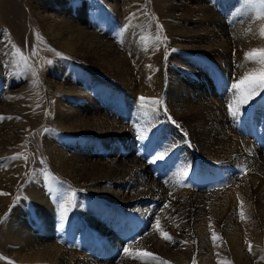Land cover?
Instances as JSON below:
<instances>
[{
	"label": "bare ground",
	"instance_id": "bare-ground-1",
	"mask_svg": "<svg viewBox=\"0 0 264 264\" xmlns=\"http://www.w3.org/2000/svg\"><path fill=\"white\" fill-rule=\"evenodd\" d=\"M31 1L33 0H28V2ZM37 1L40 2V0ZM237 5L235 9L232 6L230 9V11H234L230 19L233 29H236L233 31V35H237L235 41L225 36V28L221 24L217 25V23H220L219 17L213 11L204 16L194 15L195 17L191 19H187L185 14L182 13L181 16L184 17L185 23L188 22L187 25L184 23L185 25L168 31L173 45H176L177 37H187L189 40H186L185 43L182 44L179 43L180 45L178 46L183 47L185 50L207 55L220 65L221 63H225V60L230 61L232 52L236 56V60L239 61L242 59L244 62L243 66L241 65L242 67L240 66V68H236L233 72L229 71L227 73V78L233 80L232 85L239 83L246 75H258L264 71V57L260 54H256L254 58H247V54L253 50L264 49V38L262 40H257L256 43L249 41L241 42L243 34L241 30H239L247 25H251L255 28L259 27L260 30L264 31V12H257L256 14H248L249 16H246L245 11L238 8V3ZM63 11V13L66 14V10ZM35 16L40 21L49 20L54 23V25H50L45 31L51 34V36L47 37L44 33L43 34L49 40L57 41L56 44L70 41L74 33L79 34L81 37H83V35H90L91 38H94L95 42H100L99 45L95 46L96 49L85 42H82L81 46L77 48L71 45V43H63L64 47L67 48L63 51L64 53L69 51L67 53L68 55L84 60V62L88 60L90 62L89 64H93L94 67L99 69L103 76H95L89 83L91 88L93 87L92 89L97 91L99 96H109L108 93L113 94L112 89H115V92L118 93L121 92V89L126 90L130 94L135 91L137 92V97L134 93L133 97L136 98L129 99L128 101L129 106H135V108H131V111L128 110L129 113L126 114L128 119L135 121L133 118L136 112H141V114L148 113V116L151 114L150 111H152L153 114L157 113V111L159 112L158 105L156 108L152 105L150 100H146L145 106L141 107L139 97L143 96L148 98L149 96H153L155 98L163 94V107H165L175 119H183L187 124L192 122V118L187 115V113L194 112L196 114L192 122L193 126L190 127L189 125L191 130L190 137L192 138L190 141L193 142L192 144L195 146L196 151H198L203 158L212 163H221V165L225 167H236L240 172H242V169L247 170L246 168H248V170L247 172L245 171V175L240 177L235 175L234 177L227 173L228 175L226 177L232 176L229 180L233 182L232 186L228 189L210 193H195L185 190L178 191V193L186 194L185 199L188 203L187 211L182 213L179 212L170 218L167 215H162V210V214L160 218L156 220V223H154V227L149 236L142 235L141 231L143 229L138 232L137 236L142 235L140 237L142 239H139L140 241L133 247L129 245L131 249H135L136 251L131 250L127 258L125 255L121 256L118 261L102 263L96 261L97 258L94 260L90 255H82V252L79 253L77 249L72 248L73 244H81L82 234L77 235V238L68 236L66 234L67 232H63L58 236V231H54L53 229L54 224L56 225L55 229H60L58 226L59 220L56 219L59 218L60 215H63L66 219L68 215L70 217L69 213H71V208L69 204L74 197L71 195L66 205L63 203L60 204V206H56L49 196L44 193L43 189L39 186V180L36 179L40 178V175L46 176V173L44 174L41 172L46 168H44L46 161L50 166L48 170H52L55 174L61 176L66 184H70L71 193L73 191L72 189H74L78 194H85L81 191V188L85 186L82 189L94 193L95 198H97V203L103 202L105 205L120 207V202H140L141 206L137 207V217H139L140 220H145V216L155 214L158 211V206H155L153 202L160 203L161 201V203H163L162 201H166L168 199L167 197H169V191L167 189L179 188L178 185L180 183L171 181L166 188L162 186L155 187L156 180L147 175L145 165L128 152L130 149L123 150L122 153L124 155H122L119 147H111V143L113 141L117 142V140L108 139L111 141L110 149L99 151L96 149V146L104 149L109 144L108 140H83L84 137L76 135L83 133L84 128L88 129V124L94 125L98 121L101 122L100 128H123L121 126L122 124L114 120L112 116L106 114L96 104L94 105L96 100L89 95H83L88 99L86 101H88L89 105H91L89 109H74L72 108L74 102L64 103L65 101L63 102L61 96L68 94L73 97H82V92L76 90L72 84L62 82L58 89L67 91L63 92L56 90L58 93L54 101V104L57 105L55 110L58 109L55 112L56 127L62 132L75 133L73 136L75 139L64 140L65 142L63 145L59 144V142H55L57 140H47L45 136L44 140H30V143L29 140H0V159L3 157L2 165L6 169L0 172V211H5L6 207L12 208L11 212H7L5 221L0 225V256H5V258L9 256L13 259L12 263L15 264H192V262L193 264H213L214 259L210 254L211 251H209V248L205 246V250L202 249L201 251L198 249L199 251L196 252L191 245L189 246L188 244V246H186V241L180 238L179 234L181 231L183 234L185 233L187 235H184L186 239V237L190 238L191 234L195 232V234L192 235L193 239L195 238L200 241V239L205 238L204 240L207 241L209 238L208 232H219V235H223L225 240L231 242L232 246L230 253L237 257L239 260L238 264H249V262H247V254L244 251V243L252 240L250 244L254 243L253 245L257 244L258 246L259 243H257L256 240L260 239L261 235L264 236V156L258 155V150L251 140L234 134L229 127L223 123L222 118H224V112L221 107L222 103L219 102L220 99L214 98L208 100V97L207 99L199 92V87L196 89V82H190V84L187 82L192 75L189 73H183L185 78L179 77L178 79L177 76L172 75L173 73L165 74V76H167V85L166 88H164L165 82L162 76L161 64L162 55L159 53H157L153 57V61L148 62V64L147 61L140 62L135 58L128 60L123 53L119 52L117 49L115 51L111 42L106 38L88 31L86 26L82 25L79 21L73 22L71 19L67 18V16L62 15V11L61 13L55 14L49 11L42 12V14H36ZM197 16H202V18H198ZM248 19H250V21ZM31 27L34 28V23L31 24L30 20L27 19L26 11L21 6V0H0V29H7L10 33V37L14 40L13 43L16 44L21 51L26 52L28 56L34 59L36 58L41 62V58L40 60L38 58L43 55L41 53H44V50L38 49V47L42 45L41 37H37L36 32L34 34L30 33ZM44 38L45 37H43V39ZM143 43L142 46L144 47L145 42ZM129 44L130 43H128V46ZM85 45L89 46L90 50H92L91 53L89 49H85ZM156 47L159 49L158 45H156ZM69 48H73V50ZM98 48H103V51ZM47 50L49 49L47 48ZM195 62L196 61L193 60L190 64L192 68H186V65L185 68L189 72L190 70L196 69L195 66L193 67ZM180 68L183 69V72H187L184 66ZM233 68L232 66L231 69ZM147 70H151L149 71L151 74L145 77L147 74H145L144 71ZM43 75L40 77L42 81L44 78ZM193 75L195 76L194 80H201L202 76L199 77L200 74ZM39 83L42 82H37V87ZM44 84L42 88L41 85L39 88L45 93V96H47L51 86L48 82ZM207 88H209V86ZM259 89L260 88H257L255 93L250 94V85L248 83L242 84L238 90L232 87V92H230V94H236V102L234 108L231 107L232 110L234 109L235 112L241 113L244 107H246L248 98L258 93ZM34 96L38 99L36 105L42 103L44 100L43 95L35 93ZM230 99L231 98L228 100ZM100 100H102V98ZM232 100H230V102ZM10 102L11 100L8 102L6 101L5 107L0 110V113L11 114L13 112L15 114L16 106L14 104L10 105ZM260 105H262V102ZM45 108L46 107H43L41 112H43ZM156 116L157 114L153 117ZM150 119L152 120L151 122H153V118ZM38 120L39 119L36 117L35 124H37ZM93 127H97V125ZM202 129H207V131L202 132ZM4 130L5 127L1 126L0 135ZM211 132L212 135L210 134ZM169 134L173 139L178 138L173 128ZM213 137L221 138V140H213ZM210 138L212 139L210 140ZM182 141L183 140H167L166 143L170 146L173 144L179 146L183 144ZM14 153L21 155H16L14 157L8 156L11 154L14 155ZM98 156H100V158ZM181 158V163L182 161H191L192 155L184 153ZM118 161H123L124 165L115 164ZM31 168L33 171L35 170V174L31 176L33 178H27V173ZM26 179L27 182L23 184ZM102 182H107L109 185L100 188ZM16 186L19 187L17 191L14 190ZM20 193L28 196L34 204L35 213L37 215L34 216V218L32 217L33 214L30 213L31 210L24 205L23 199L17 200V195L19 196ZM12 200L13 202H11ZM14 202L15 204L12 205ZM94 205L98 204H93L91 209L100 208ZM190 208L193 209V212H189ZM236 210H241L240 215ZM87 211L91 210L87 208ZM118 213H120V208H118ZM31 214L32 216H30ZM91 215L96 216L93 213ZM117 215L118 214H116V217ZM30 217L33 218V229L27 224V220L29 221ZM88 221L92 222L94 219L89 218ZM96 222L98 226L95 225V231H98L104 237L109 236L110 230L107 228L104 229V225L108 223L104 222L105 224L103 225L98 218ZM110 223L114 224V221ZM164 231L172 233L175 238H177V243L175 244L177 249L171 248L173 244H167L163 241ZM67 238L70 242L69 246L63 245ZM109 238L111 240L108 239L106 245L112 244L113 247L116 248L119 243L116 239V234L110 231ZM248 244L246 243V246ZM260 246L262 245H259V247ZM181 247H184V250H182ZM200 248H202V246ZM256 250H258V248ZM150 252L159 255L163 261L159 262L157 257L150 258V255H145V253ZM195 252L197 256L193 259L192 253L194 254ZM123 257L125 259H123ZM219 258L224 257L220 256ZM165 260L168 262H164ZM12 263L7 261L5 264Z\"/></svg>",
	"mask_w": 264,
	"mask_h": 264
},
{
	"label": "rangeland",
	"instance_id": "rangeland-1",
	"mask_svg": "<svg viewBox=\"0 0 264 264\" xmlns=\"http://www.w3.org/2000/svg\"><path fill=\"white\" fill-rule=\"evenodd\" d=\"M237 3L239 4L238 8L244 10L246 16L256 14L257 12H264V0H40V2L37 0L31 2H28V0H21V6L26 11L27 19L30 20L31 24L34 23V28H30V33L34 34L36 32L37 37H41L42 45L41 47H38V49L40 48L44 50V53H41L44 56L41 55L38 57L39 60L41 58V62L36 58L34 59L33 57L28 56L26 52L21 51V49L13 43L14 40L10 37V33L7 29H0V110L4 109L6 101L8 102L11 100L9 104H14L16 106L15 114L13 112L11 114L0 113V127H5L4 132L0 135V140H29L30 143V140H44V138L47 137V140H57L55 142H59V144L63 145L65 142L64 140L75 139V137H73L75 133L62 132L56 127L55 112L58 110H55L57 105L54 104L55 98H57L58 94L56 90L66 92L67 90L58 89L62 82H66L72 84L76 90L82 92V97H73L72 95L70 96L66 94L61 96L63 102L65 101L64 103L74 102V106L72 105V108L74 109H89L91 108V105L86 101L88 99L84 97L89 95L96 100L94 105L96 104L106 114L112 116L114 120L122 124L121 126L123 128H100L101 122L98 121L94 125L88 124V129L84 128L83 133L76 135L84 137L83 140H117V142L113 141L111 143V147H119L120 153H122L123 150L130 149L128 152L145 165L147 175L156 180L155 187L162 186L163 188H166L171 181H177L176 183H180L178 185L179 188H175L176 190L167 189L169 191V197H167L168 199L166 201H162L163 203H161V201L160 203L153 202L155 206H158V211L155 214L145 216V223L144 219L140 220L139 217H137V207L141 206L140 202H120V207L105 205L103 202L97 203V198H95L94 193L82 189L85 186L81 188V191L85 194H78L74 189H72L73 191L71 193L70 184H66L61 176L55 174L52 170H48L50 169V166L46 161V165L44 166V168H46L41 171L44 174L46 173V176L39 174L40 178L36 179L39 180V186L43 189L44 193L49 196L53 204L56 206H60V204L63 203L66 205L71 198V195L75 198H73L72 201L70 200L71 205L69 204V206L71 208V213H69L70 217L68 215L69 219L67 218L64 220V226L62 228L55 229L56 225L54 224L53 229L54 231H58V236L63 232H67L66 234L68 236H74V238H77V235L82 234L81 244L72 245V248L77 249L79 253L82 252V255H90L94 260L97 258L96 261L102 263L118 261L121 256L125 255L127 258L131 250L136 251L130 247H133L138 243L142 239L140 238L142 235H150L154 223H156V220L160 218L162 214V210V215H167L170 218L179 212L182 213L187 211L188 203L185 199L186 194L178 193V191L185 190L195 193H210L228 189L233 183L229 179L234 175L237 177L245 175L248 168H246L247 170L242 169V172H240L236 167H225L221 165V163H212L203 158L199 152L196 151L195 146L192 144L193 142L190 141L192 138L190 137L191 130L189 125L190 127L193 126L192 122L196 114L194 112L187 113V115L192 118V122L187 124L183 119H175L170 112L163 107V94L155 97L162 101L161 104H158L159 112L157 111V113L153 114V112L150 111L151 114H149V116L148 113L141 114V112H136L133 118L135 121L128 119V116H126V114L129 113L128 110L131 111L135 108V106H129L128 101L129 99L136 98L137 92H134L136 97H133L134 93L130 94L126 90L121 89L122 93L119 92V94L118 92H115V89H112L113 94L108 93L109 96H99L97 91H94V89H92L93 87L91 88L89 85L90 81L95 76H103L99 69L94 67L93 64H89L90 62L88 60V63L84 62V60L68 55L67 53L69 51L67 53H64L63 51L64 49H67L64 47L63 43H71V45L74 47L76 46L75 48H77L81 46L82 42L93 47L99 45L100 42H95L94 38H91L90 35H83V37H81L79 34L74 33L70 41L56 44L57 41L46 38V36L50 37L51 34L45 32L47 28L50 25H54V23L49 20L40 21L35 15L48 11L54 14L61 13L62 11V15L67 16V18L71 19L73 22L79 21L82 25L86 26L88 31L106 38L113 45V49L115 51L117 49L119 52L123 53L128 60L135 58L140 62L147 61L148 64V62H152L153 57L159 53L162 55L161 64L162 76L165 82L164 88H166L167 85V76H165V74L173 73L172 75L177 76V79L179 77L183 78V73L192 74L190 77L191 80L188 79L187 82L189 84L190 82H196V89L199 87V92L206 98L208 97V100L214 98H217L218 100L220 99L219 102L222 103L221 107L224 112V118H222L223 123L229 127L234 134L251 140L255 145V148L258 150V155L264 156V89H259L258 93L255 95L253 94V96L248 98L246 107H244L241 113L236 112L237 115L235 117L232 115L235 110H232L231 107L234 108L236 94H230V92H232L233 80L227 78V73L229 71L233 72L236 68H240L241 65L243 66V60H236V56L232 52L230 61L225 60V63H221L220 65L207 55L185 50L183 47L178 46L185 43L186 40H189L187 37H177L176 45H173L170 34L168 33L171 29L178 28L185 24L187 25L188 22L185 23L184 17L181 16L182 13L185 14L187 19H191L195 17L194 15L204 16L213 11L219 17L218 19L220 23H217V25L221 24L225 28V36L228 37V39L231 38L235 41L237 35H233V31L236 29H233L230 19L231 14H233L234 11H230V9L231 6L235 9V7L238 6ZM63 10H66V14L63 13ZM202 16L197 17L202 18ZM248 20L250 21V19ZM239 30H241V33L243 34L241 42L249 41L256 43L257 40H262L264 38V31L260 30L259 27L255 28L254 26L247 25ZM43 33L46 36H44ZM43 37L45 38L43 39ZM143 42H145L144 47L142 46V44H144ZM128 43H130L129 46ZM88 45H85L84 47L85 49L90 50ZM156 45L159 46V49ZM47 48L49 50H47ZM69 49L73 50V48ZM94 49H96V47ZM98 49L103 51V48ZM91 52L92 50H90V53ZM193 60L196 61L193 65L196 69L190 70L189 72L186 68H192L190 64ZM181 66H184L187 72H183V69L180 68ZM232 66L234 67L233 69H231ZM149 71L151 70L144 71V73L147 74L145 77L151 74ZM193 74H200L199 77L202 76L201 80H194L195 76ZM41 75L44 77V82L40 78ZM37 82L42 83H39L37 87ZM45 82H48L51 88H54H50V92L47 96H45V93L39 88L40 85L42 88L43 85H45ZM205 83L209 88H207L208 86ZM35 93L43 95L44 98L42 103L37 104L38 106L36 105L38 99L34 96ZM101 98L102 100H100ZM148 98L154 97L149 96ZM227 98H231L230 100L233 99L231 101L232 104ZM261 102L262 105H260ZM230 105L231 107H229ZM154 106L157 108V105ZM43 107L46 108L41 112ZM156 114L157 118L153 117ZM36 117L39 119L37 124H35ZM150 118H153V122H151L152 120ZM95 125H97V127H93ZM172 128L175 129L176 135H178L177 139H173L169 134V132L172 131ZM206 131L207 129H202V132ZM140 134H143L148 138L145 140H138L137 136ZM210 134L212 135V132ZM211 139L212 138H210V140ZM110 140H108L109 144L104 149L99 148V146H96V149L99 151L110 149ZM167 140H183V144L179 146L173 144L170 146L166 143ZM213 140H221V138L213 137ZM166 150H168V155L165 160L157 161L156 163L151 162L154 156L159 155ZM184 153L191 154L192 160L182 161L181 163V157ZM11 155L8 156L14 157L21 154L14 153V155ZM122 155L124 154L122 153ZM98 157L100 158V156ZM2 158L3 157L0 159V172L6 170L2 165ZM115 164L124 165L123 161H118ZM246 166L249 167L248 165ZM49 172L52 175H50ZM227 173L232 176L227 178ZM34 174L35 170L33 171L31 168L27 173V178H33L31 176ZM25 182H27V179L23 184ZM17 185L20 186L19 184ZM106 185L109 184L107 182H102L100 188L105 187ZM18 188L19 187L16 186L14 190L17 191ZM20 199H23L24 205L31 210L30 213H32L33 216L32 214L30 216L33 218L34 216H37L34 204L28 196L20 193L19 196L17 195V200ZM13 200L11 202H13ZM14 204L15 202L12 205ZM93 204H98L99 206H94L100 208L91 209ZM87 208L91 211H87ZM118 208H120V213H118ZM11 210V207H6L5 211H0V225L5 221L7 212L9 213ZM237 211L240 215L241 210H236V212ZM189 212H193V209L190 208ZM92 213L96 216H92ZM116 214H118L117 217ZM33 218L30 217V220H27V224H29L28 226L31 229H33ZM89 218H93L94 221L89 222ZM97 218L103 225L108 223L107 225H104V229L107 228L116 234V239L119 241L116 248H114L112 244L106 245L108 239L111 240L109 238L110 231L108 234L109 236L105 237L98 231H95V225L98 226V221L96 222ZM112 221H114V224L110 223ZM140 230H142V235L137 236ZM166 232L167 231H164V233ZM167 233L171 239L168 240L164 238L163 241L167 244H173L171 245V248L177 249L175 245L177 243V238H175L172 233ZM193 234H195V232L191 234L190 238L186 237L185 239L184 235L186 234H183L181 231L179 236L186 241V246H188V244L189 246L191 245L196 252L209 248V251H211L210 254L214 259L213 264H221V262L222 264H238L239 260L237 257L230 253L232 246L231 242L225 240V237L219 235V232H208L209 238L207 241L204 240L205 238L200 239V241L195 238L193 239ZM262 239L264 241L263 235L258 239L261 241L256 240L257 243H259L258 246L257 244L253 245V242V244H250L252 240L244 243V251L247 254V262H249V264H264V242ZM65 240L66 241L63 245L65 244V246H69L70 242L68 241V238ZM246 243H249L250 245L248 244L246 246ZM259 245H262L263 247H259ZM201 246L202 248H200ZM248 247H250L251 250H249L250 248ZM126 248L128 251L124 253ZM181 248L184 250V247ZM257 248L258 250H256ZM196 252L194 254L192 253L193 259L197 256ZM220 256L225 259L219 258ZM156 257L159 262L163 261L159 255H150V258ZM123 259L125 258L123 257ZM7 261L12 263L13 259L9 256H6V258L5 256H0V264H5ZM164 262L168 261L165 260Z\"/></svg>",
	"mask_w": 264,
	"mask_h": 264
},
{
	"label": "snow or ice",
	"instance_id": "snow-or-ice-1",
	"mask_svg": "<svg viewBox=\"0 0 264 264\" xmlns=\"http://www.w3.org/2000/svg\"><path fill=\"white\" fill-rule=\"evenodd\" d=\"M256 54H260L262 57H264V49L253 50L252 52L247 54V58H254ZM245 83H248L250 85V94L255 93L257 88L264 89V71H262L258 75L257 74L246 75L239 83L232 85V87L233 89L238 90L240 86ZM146 100H150V102L153 105H158L162 103V101H160L158 98H146L141 96L139 97L141 107L145 106ZM229 107H231V105ZM232 115L235 117L237 113L233 112ZM147 138L148 137L143 134L137 136L138 140H145ZM167 155H168V150L161 152L159 155L154 156L151 162L156 163L157 161L165 160ZM58 219H59L58 226L62 228L64 226V220L66 218L63 215H60ZM164 238L168 240L171 239V237H169L167 233H164ZM249 250H251V248ZM124 251L127 252L128 249L126 248ZM145 255H152V254L145 253Z\"/></svg>",
	"mask_w": 264,
	"mask_h": 264
}]
</instances>
